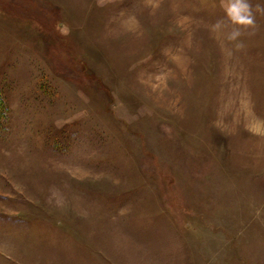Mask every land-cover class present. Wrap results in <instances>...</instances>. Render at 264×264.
Here are the masks:
<instances>
[{"label":"rangeland","instance_id":"374dc122","mask_svg":"<svg viewBox=\"0 0 264 264\" xmlns=\"http://www.w3.org/2000/svg\"><path fill=\"white\" fill-rule=\"evenodd\" d=\"M0 0V264H264V0Z\"/></svg>","mask_w":264,"mask_h":264},{"label":"clouds","instance_id":"9594fccd","mask_svg":"<svg viewBox=\"0 0 264 264\" xmlns=\"http://www.w3.org/2000/svg\"><path fill=\"white\" fill-rule=\"evenodd\" d=\"M223 7L226 16L234 25L238 26L229 36V39L236 40L240 36L243 27L254 23L251 6L248 0H225Z\"/></svg>","mask_w":264,"mask_h":264}]
</instances>
